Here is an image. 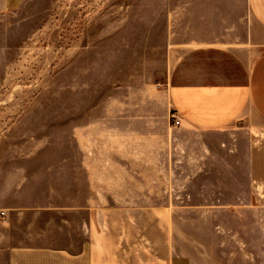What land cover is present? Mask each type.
<instances>
[{"label":"rangeland","instance_id":"obj_1","mask_svg":"<svg viewBox=\"0 0 264 264\" xmlns=\"http://www.w3.org/2000/svg\"><path fill=\"white\" fill-rule=\"evenodd\" d=\"M219 3L23 0L1 12L0 213L90 204L103 230L93 243L126 263L165 261L171 248L192 264H264V129H229L252 146L262 180L250 189L185 185L180 154L159 187L146 164L168 133L171 68L217 32Z\"/></svg>","mask_w":264,"mask_h":264},{"label":"crops","instance_id":"obj_2","mask_svg":"<svg viewBox=\"0 0 264 264\" xmlns=\"http://www.w3.org/2000/svg\"><path fill=\"white\" fill-rule=\"evenodd\" d=\"M22 1L0 0V13ZM216 17L217 32L183 50L171 68L164 148L158 152L160 159L152 161L148 155L146 160L158 174V186L167 187L169 166L174 165L168 157L175 154L182 159L185 185L250 189L253 181L262 180L253 177L258 168L251 144L241 149L239 134L229 129H264V0H220ZM173 112L179 120L176 127L170 119ZM245 137L252 142L251 133ZM166 143L173 148L167 150ZM241 150L244 159L237 161ZM74 209L81 212L2 211L0 264H130L106 252L102 240L93 243V233L103 230H93L90 204ZM171 251L165 261L141 264H192L173 259Z\"/></svg>","mask_w":264,"mask_h":264},{"label":"built area","instance_id":"obj_3","mask_svg":"<svg viewBox=\"0 0 264 264\" xmlns=\"http://www.w3.org/2000/svg\"><path fill=\"white\" fill-rule=\"evenodd\" d=\"M170 119H171V121H172V126H175V127H176V126L179 125V120H178V118H177L175 112H173V113L171 114ZM0 214H1V216L3 215L2 212H1Z\"/></svg>","mask_w":264,"mask_h":264}]
</instances>
